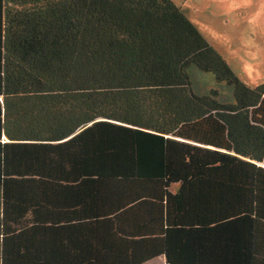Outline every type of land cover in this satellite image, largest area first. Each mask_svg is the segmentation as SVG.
Masks as SVG:
<instances>
[{
    "label": "trees",
    "instance_id": "trees-1",
    "mask_svg": "<svg viewBox=\"0 0 264 264\" xmlns=\"http://www.w3.org/2000/svg\"><path fill=\"white\" fill-rule=\"evenodd\" d=\"M159 257L264 264V82L174 0H0V264Z\"/></svg>",
    "mask_w": 264,
    "mask_h": 264
},
{
    "label": "rangeland",
    "instance_id": "rangeland-1",
    "mask_svg": "<svg viewBox=\"0 0 264 264\" xmlns=\"http://www.w3.org/2000/svg\"><path fill=\"white\" fill-rule=\"evenodd\" d=\"M208 42L248 85L264 82V0H174ZM193 89L220 92V100L233 101V89L219 84L213 74L190 69ZM150 264H165L161 259Z\"/></svg>",
    "mask_w": 264,
    "mask_h": 264
},
{
    "label": "crops",
    "instance_id": "crops-1",
    "mask_svg": "<svg viewBox=\"0 0 264 264\" xmlns=\"http://www.w3.org/2000/svg\"><path fill=\"white\" fill-rule=\"evenodd\" d=\"M158 259H161L162 261H164L165 264H167L165 258H163V257H159V258H157V259H154V260H152V261H149V262L146 263V264H150V263H152V262H155V261L158 260Z\"/></svg>",
    "mask_w": 264,
    "mask_h": 264
}]
</instances>
